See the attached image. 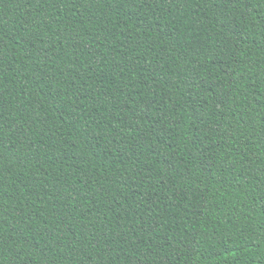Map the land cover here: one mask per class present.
Wrapping results in <instances>:
<instances>
[{
	"label": "trees",
	"instance_id": "trees-1",
	"mask_svg": "<svg viewBox=\"0 0 264 264\" xmlns=\"http://www.w3.org/2000/svg\"><path fill=\"white\" fill-rule=\"evenodd\" d=\"M0 264H264V0H0Z\"/></svg>",
	"mask_w": 264,
	"mask_h": 264
}]
</instances>
